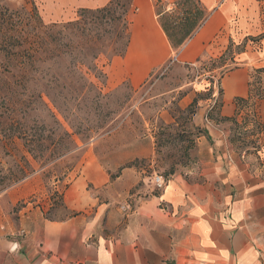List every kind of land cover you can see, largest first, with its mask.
Returning <instances> with one entry per match:
<instances>
[{"label": "rangeland", "instance_id": "obj_1", "mask_svg": "<svg viewBox=\"0 0 264 264\" xmlns=\"http://www.w3.org/2000/svg\"><path fill=\"white\" fill-rule=\"evenodd\" d=\"M101 1L0 0V227L5 232L12 228L8 238L24 236L21 217L32 209L48 219L64 220L78 204L84 209L81 213L92 212L105 201H116L120 207L118 202L126 199L134 205L139 197L149 196L156 177L203 180L204 165L218 162L243 161L249 171L264 166L263 123L253 117V107L242 103L235 104L238 122L222 119L217 69L231 42L246 44L249 54L238 61L251 69V76L262 68L258 63L264 45L253 40L264 33V3L235 0L236 8L230 7L218 23L222 27L227 22L225 27L205 48L203 61L196 63L170 48L155 17V0H147L150 15L142 18L134 0L131 43L151 46L149 69L139 73L134 49L111 60L101 56L97 63L105 83L92 72L87 74L95 87L79 84L77 101L58 102L67 110L61 114L44 93V66L38 64V72L28 67L23 40L8 37L14 30L33 34L40 26L34 13L47 25L66 23ZM173 2L164 0V7ZM217 10L218 6L212 14ZM246 19L254 20L250 27ZM249 29L259 34L251 36ZM253 76L251 90L256 96L264 90V73ZM97 164L109 174L103 187H95L84 174L85 167ZM127 170L132 176L117 181Z\"/></svg>", "mask_w": 264, "mask_h": 264}, {"label": "crops", "instance_id": "obj_2", "mask_svg": "<svg viewBox=\"0 0 264 264\" xmlns=\"http://www.w3.org/2000/svg\"><path fill=\"white\" fill-rule=\"evenodd\" d=\"M110 1L102 0L95 9ZM200 1L208 11L217 6L218 10L178 52L185 53L189 62L207 56L205 48L227 23L219 27L221 17L230 7L236 8L235 0ZM135 2L141 18L148 17L147 0ZM253 22L246 19L245 25L250 27ZM251 31V36L258 33ZM130 45L143 74L153 62L149 59L152 48L135 47L134 41ZM261 56L258 65L264 68V53ZM242 64L221 80L224 118L235 116L237 98L250 96L251 69ZM253 110L264 126V99L257 100ZM221 156L226 159L225 153ZM229 159L233 160L230 155ZM84 171L95 187L109 183V174L99 164ZM132 173L123 172L117 181ZM202 173L203 180H166L161 190L154 182L149 196L139 197L134 205L126 199L118 202L120 207L116 201H105L85 213H81L82 206L74 205L71 210L76 212L64 220L48 219L39 209H32L21 217L23 237L8 238L12 228L5 232L0 227V264H264V166L249 171L243 161L218 162L205 164Z\"/></svg>", "mask_w": 264, "mask_h": 264}, {"label": "trees", "instance_id": "obj_3", "mask_svg": "<svg viewBox=\"0 0 264 264\" xmlns=\"http://www.w3.org/2000/svg\"><path fill=\"white\" fill-rule=\"evenodd\" d=\"M256 1L264 3V0ZM154 7L159 26L175 53H178L203 28L212 14L203 6L200 0H174L170 8L164 7V0H155ZM136 11L137 8L133 0H111L107 6L102 8L80 10L77 19L74 21L49 25L38 21L40 19L39 15L34 13V21L40 23V26L34 28L33 34L24 36L22 31L14 30L12 36L8 37V34L5 36L14 40H17V38L23 40L22 44L23 47L25 46L27 53L25 64L28 67L38 72L37 65L44 66L46 71L44 93L53 103V106L61 114H64L67 113V110H63L58 102L77 101L76 93L79 84L80 86L88 85L91 89L95 87L87 79V74L92 72L96 78H102L101 82L103 84L105 83L106 75L97 63L101 56H107L111 60L116 57H124L127 54L131 44L132 18ZM14 13L11 11L9 17L12 18ZM2 36L4 37V35ZM263 39L264 33L253 41L258 42V40ZM21 51L25 53L24 50ZM245 52L246 44L235 46L234 42H231L227 51L220 58L223 62L217 66L220 80L218 98L221 101L219 102L220 108L223 104L221 80L227 73L241 66L238 61L239 56ZM228 56L229 59H227ZM204 57L206 55L199 57L196 63H201ZM226 59L229 61H226ZM263 73V68L253 70V75ZM253 75L251 80L254 77ZM78 76L80 77L78 78ZM251 80L249 83L250 88L253 87ZM212 90L213 88L210 89V91ZM98 91L101 90L98 89ZM98 95H101V93H98ZM38 96L43 101V94L41 93ZM261 99H264V90L256 96L250 90L248 99L237 98L235 102L236 105L242 103L254 108L257 100ZM218 100H216V103ZM238 116L239 112L236 111L233 118L223 117L222 119L238 122ZM253 117H256V115ZM60 128L66 136L72 137L61 124ZM205 135L208 136L209 133L205 131ZM28 143L26 141L27 145ZM37 143L39 144V142ZM40 147L42 146L40 145Z\"/></svg>", "mask_w": 264, "mask_h": 264}, {"label": "built area", "instance_id": "obj_4", "mask_svg": "<svg viewBox=\"0 0 264 264\" xmlns=\"http://www.w3.org/2000/svg\"><path fill=\"white\" fill-rule=\"evenodd\" d=\"M165 182H166V180L163 177H156L155 178L156 188L158 190L163 189V187L165 186Z\"/></svg>", "mask_w": 264, "mask_h": 264}, {"label": "bare ground", "instance_id": "obj_5", "mask_svg": "<svg viewBox=\"0 0 264 264\" xmlns=\"http://www.w3.org/2000/svg\"><path fill=\"white\" fill-rule=\"evenodd\" d=\"M142 41V40H141ZM136 43V42H135ZM137 44H135V46H136ZM137 46H140V47H143L144 49H145V47L147 46V44L146 43H141V44H138ZM132 48V47H131ZM147 48V47H146ZM132 51V50H131ZM138 51V50H137ZM147 52V51H146ZM147 53H149V52H147ZM137 55V54H136ZM137 57H138V55H137ZM141 57V56H140ZM150 57V56H149Z\"/></svg>", "mask_w": 264, "mask_h": 264}]
</instances>
